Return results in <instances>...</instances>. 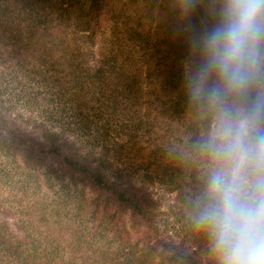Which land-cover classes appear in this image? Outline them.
Here are the masks:
<instances>
[{
	"label": "rangeland",
	"instance_id": "obj_1",
	"mask_svg": "<svg viewBox=\"0 0 264 264\" xmlns=\"http://www.w3.org/2000/svg\"><path fill=\"white\" fill-rule=\"evenodd\" d=\"M80 2L83 3L80 10L86 12L87 0ZM196 4L220 20L222 0H197ZM189 16L190 9L184 0H104L93 39H87V34L80 31L73 32L72 25L61 23L59 30L56 27V35L63 31L73 33L77 39L78 49L84 54V72L71 74L73 72L63 67V57L41 59L44 52H37L35 58L27 60L49 71L34 74L30 67L17 72L8 68L0 110L31 138L57 141L62 150L96 159L97 165L120 184L145 190L155 201L152 214L157 229L152 236L156 234L189 251L197 250L198 257L209 264H218L207 233L195 223L209 170L213 167L211 156L206 157L198 150L202 147L203 151L204 143L216 135L219 128L215 126V116L197 126L207 135L198 136L195 128L212 105L196 97L197 102L189 104V95H194L193 82L202 70L191 45L179 48L190 42ZM128 30L135 31L136 35L122 34ZM179 39L185 43L178 42ZM174 44L177 48L172 47ZM71 46L74 47V43ZM157 46L162 51L152 50ZM130 50L134 52L127 60ZM58 59L61 60L55 62ZM174 69L181 74L180 83L176 81L179 85L165 88L163 77ZM253 84L264 101V74ZM205 87H212L210 79ZM12 92L21 93L23 98L9 95ZM32 94L34 100H27ZM198 143L202 146L196 145ZM174 166L177 167L172 172L170 167ZM25 170L28 169L24 168L20 157L0 152V199L1 203L6 201L9 211H16L19 199L15 194L21 195L24 199L21 204L26 205L34 223L43 229L45 221H39L37 215L43 212L44 202L39 207L38 202L52 201L43 212L52 222L50 214L60 201L57 194L61 193L65 194L68 204L65 211L64 206L59 205L60 211L77 212L79 210L72 209L73 203L82 201L83 223L90 229L101 223L100 217L93 219L85 212L89 209L86 187L85 194L79 189L66 195L60 191L61 183L54 182L51 187L43 178L40 184L34 182L38 191L33 195L32 181L24 183L22 172ZM177 171L181 173L176 174ZM25 175H28L26 171ZM21 185L25 189L31 187L26 196L21 194ZM3 211L0 209V216ZM121 220L126 222L125 227L130 232L129 242L124 241L125 232L116 231L111 243L123 249L129 264L145 260L148 254L154 256L135 239V231L141 226L135 224L130 229L128 217L123 213L118 222ZM102 236L99 237L101 242ZM110 236L105 238L106 242ZM84 252L89 254L90 250L85 248ZM108 264L127 263L111 261Z\"/></svg>",
	"mask_w": 264,
	"mask_h": 264
},
{
	"label": "trees",
	"instance_id": "obj_2",
	"mask_svg": "<svg viewBox=\"0 0 264 264\" xmlns=\"http://www.w3.org/2000/svg\"><path fill=\"white\" fill-rule=\"evenodd\" d=\"M184 1L190 9L188 17L189 20L191 19L190 42L186 44L179 39L178 42L185 43L179 48L185 49L191 45L193 56L203 69L206 63L203 50L204 38L218 26L220 20L214 18L209 11H202L201 7L196 4L197 0ZM86 5L87 11L83 12L80 10L83 6L80 0H0V101L5 95L8 68L17 72L30 67L34 74L49 71L27 60V58H35L37 52H44L41 59L63 57L61 58L65 64L63 67L73 72L71 74L84 72L86 69L83 61L84 54L80 48L78 49L77 39L73 33L65 34L63 31H59L56 35V27L58 28L61 23L65 26L72 25L73 32L80 31L82 32L80 34H87V39H93L99 27V17L104 0H87ZM122 34L134 37L136 32L128 30ZM72 43L74 47L71 46ZM172 47L177 48L175 44ZM156 49L162 51L159 46L152 48L153 51ZM59 51H61L60 55ZM132 52L134 51L128 52L127 60L132 57ZM63 71L66 69L63 68ZM180 79L179 70L174 69L168 72L162 81L165 88H170L179 85ZM209 79L213 87L216 82L215 77L212 76ZM11 94L23 98L19 92H12L9 95ZM34 98L32 94L26 99L30 101ZM188 99L189 104L197 102L192 94ZM258 101H263V99L253 83L245 97H226L223 109L211 106L205 110L206 113L201 122L195 124L197 135H207L197 126L208 123L213 116L216 117L215 126L220 128V122L224 118L223 112L226 111L232 118H236L238 110H247ZM192 138L197 139L194 136ZM212 138L204 143L203 151L202 147L198 150L206 157H210L208 146ZM196 145L202 146L200 143ZM0 152L20 157L24 168L28 169L25 170L28 175H25V171L22 172L25 176L24 183L28 184L32 181V188H34L35 181L40 184L43 178L51 187L54 182L61 183L62 190L60 191L66 192V195L79 189L85 194L86 187L89 194V201H87L89 209H85V212L93 219H98V217L101 219V223L93 229L83 223L84 221L81 220V211L83 212L84 209L82 201L73 203L72 209L79 210L77 212L74 210L70 213L60 211L59 205H63L65 211L68 203L64 200L65 194L58 193L56 198L60 201H57L55 203L57 205L52 208L50 214L53 216L52 222L48 221L50 218L43 213L47 211V203L52 204V201L45 202L43 199L38 202V207L44 202L43 212L37 215L39 221H45L42 229L34 223V217L30 215L28 208L26 210V205L21 204L24 201L21 195L15 194L19 199L17 202L19 207L16 211H9L6 201L1 203L0 199V209L4 210L0 216V264H108L111 261H122L129 264L123 249H119L118 246L114 247L111 243L116 231L125 232L124 241L129 242L130 232L125 227L126 222L124 220L118 222L121 213L127 215L130 229L135 224L141 226L135 231V236L137 235L135 239L140 240L146 249L154 253V256L153 254L145 255V260H139L137 264H209L204 258L196 255L197 250L189 251L184 246H178L156 234L152 236L157 229L152 214L155 201L145 190L133 185L120 184L97 165L96 159L62 150L61 144L57 141L49 139L38 141L31 138L15 125L14 120L6 118L1 110ZM176 167H170L172 172ZM177 169H180V166ZM180 173L181 171L176 172V174ZM37 183L35 185L38 187ZM192 183L194 185L195 182ZM81 185L83 188L79 187ZM30 188L27 186L25 189L23 185L19 186L21 194L25 196ZM37 191L38 189H35L32 194L36 195ZM25 215L30 216L25 217ZM111 233L112 236H110ZM101 236L103 237L102 242L99 240ZM109 236L110 239L106 242L105 238ZM66 248L67 250L61 254L60 252ZM85 248L90 250L89 254H85Z\"/></svg>",
	"mask_w": 264,
	"mask_h": 264
},
{
	"label": "clouds",
	"instance_id": "obj_3",
	"mask_svg": "<svg viewBox=\"0 0 264 264\" xmlns=\"http://www.w3.org/2000/svg\"><path fill=\"white\" fill-rule=\"evenodd\" d=\"M203 50L195 97L221 109L226 97H245L264 74V0H222ZM212 76L215 85L206 88ZM223 117L208 146L213 167L195 223L218 264H264V101Z\"/></svg>",
	"mask_w": 264,
	"mask_h": 264
}]
</instances>
